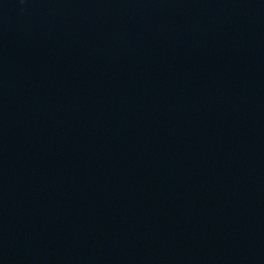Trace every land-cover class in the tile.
Instances as JSON below:
<instances>
[{
  "label": "water",
  "instance_id": "95a60500",
  "mask_svg": "<svg viewBox=\"0 0 264 264\" xmlns=\"http://www.w3.org/2000/svg\"><path fill=\"white\" fill-rule=\"evenodd\" d=\"M180 264H264V228L216 246Z\"/></svg>",
  "mask_w": 264,
  "mask_h": 264
}]
</instances>
